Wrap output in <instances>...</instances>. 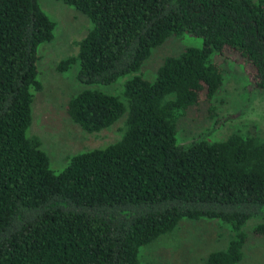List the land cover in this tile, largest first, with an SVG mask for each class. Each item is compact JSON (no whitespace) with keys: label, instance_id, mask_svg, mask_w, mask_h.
<instances>
[{"label":"trees","instance_id":"trees-1","mask_svg":"<svg viewBox=\"0 0 264 264\" xmlns=\"http://www.w3.org/2000/svg\"><path fill=\"white\" fill-rule=\"evenodd\" d=\"M61 1L91 25L75 60L59 66L77 61L86 85L133 74L119 94L70 97L68 117L86 132L124 123L118 140L54 171L29 129L38 49L55 23L39 0H0V264H143L141 249L183 218L219 219L231 231L199 264H237L243 225L264 220V139L251 125L183 144L176 125L200 98H215L227 61L264 92V0ZM183 35L201 45L166 56L152 80L137 73L154 47ZM252 232L264 234V223Z\"/></svg>","mask_w":264,"mask_h":264},{"label":"rangeland","instance_id":"rangeland-1","mask_svg":"<svg viewBox=\"0 0 264 264\" xmlns=\"http://www.w3.org/2000/svg\"><path fill=\"white\" fill-rule=\"evenodd\" d=\"M41 9L54 21L51 40L39 46V90L32 102L31 135L41 140V147L51 159V168L60 171L68 156L113 143L120 138L124 118L97 132H86L66 113L70 97L85 88L119 94L127 74L112 84L86 85L77 79L78 63L59 66L67 58H76L79 41L90 28L88 17L61 0H39ZM201 38L189 35L171 36L154 47L139 72L154 79L163 59L179 54L186 46H200ZM222 61V60H221ZM251 76L233 61L226 62L223 85L214 99H204L187 115L177 119V141L188 143L200 136L208 140L225 139L238 128L259 130L264 139V92L251 81ZM221 123L218 125V122ZM217 124V125H216ZM264 220L250 219L244 225L247 240L237 264H264V234H254L253 227ZM231 231L219 219H181L177 226L141 249L143 264H199L206 255L226 244Z\"/></svg>","mask_w":264,"mask_h":264}]
</instances>
